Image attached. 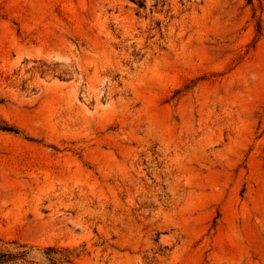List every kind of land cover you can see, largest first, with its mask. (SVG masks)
Masks as SVG:
<instances>
[{
  "label": "rangeland",
  "instance_id": "obj_1",
  "mask_svg": "<svg viewBox=\"0 0 264 264\" xmlns=\"http://www.w3.org/2000/svg\"><path fill=\"white\" fill-rule=\"evenodd\" d=\"M0 122V264H264V0H0Z\"/></svg>",
  "mask_w": 264,
  "mask_h": 264
},
{
  "label": "trees",
  "instance_id": "obj_2",
  "mask_svg": "<svg viewBox=\"0 0 264 264\" xmlns=\"http://www.w3.org/2000/svg\"><path fill=\"white\" fill-rule=\"evenodd\" d=\"M0 129H2V130H11L10 129V127H8L7 125H5L4 123H1L0 122ZM27 252L25 251V250H23V251H20L19 253H18V256H24L25 254H26ZM2 256V255H1ZM1 260V259H0ZM3 261H0V263H2Z\"/></svg>",
  "mask_w": 264,
  "mask_h": 264
}]
</instances>
